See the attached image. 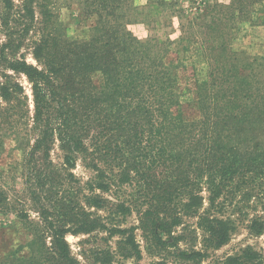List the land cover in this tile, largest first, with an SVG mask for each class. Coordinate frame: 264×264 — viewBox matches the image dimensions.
I'll return each instance as SVG.
<instances>
[{"label": "trees", "instance_id": "trees-1", "mask_svg": "<svg viewBox=\"0 0 264 264\" xmlns=\"http://www.w3.org/2000/svg\"><path fill=\"white\" fill-rule=\"evenodd\" d=\"M75 1L84 17H95L86 39L67 35L53 0H0V130L23 153L20 167L37 214L35 221L18 211L32 235L30 254L0 257V264H83L65 236L96 232L116 239L114 253L94 252V263L137 259L136 229L175 246L178 259L201 262L227 244L249 208L260 203L264 210V139H254L252 129L253 121L264 125V79L240 77L230 92L209 55L214 39L205 17L235 27L264 0L205 1L206 13L180 26L179 52L199 49L207 65L186 101L195 104L194 118L184 115L186 92L178 89L184 64L166 59L174 39L138 38L129 25L150 21L133 0ZM177 1L146 0L143 7L172 9ZM20 74L30 85L31 116L15 79ZM247 94L249 104L242 102ZM54 150L60 162L51 158ZM77 160L91 174L83 184L71 172ZM4 195L0 189L1 212L8 209ZM133 212L138 225L123 226ZM187 216L197 217L195 228L183 226ZM247 220L250 235L264 234V216ZM216 264H264V252L246 245Z\"/></svg>", "mask_w": 264, "mask_h": 264}, {"label": "rangeland", "instance_id": "rangeland-1", "mask_svg": "<svg viewBox=\"0 0 264 264\" xmlns=\"http://www.w3.org/2000/svg\"><path fill=\"white\" fill-rule=\"evenodd\" d=\"M19 3L20 0H14ZM56 4V11L60 21L66 29V33L73 39H86L89 36L91 27L95 24V17H84L75 0H53ZM228 3L229 0H178L174 8L143 7L146 0H133V6L139 7V10L148 15L150 24L145 26L142 22L129 25V29L138 37L145 38L148 35L158 41L174 39L175 44L166 59L181 60L184 67L179 68V91H185L186 94L181 98L183 102L184 115L187 118H194L197 115V109L194 102L187 103V99L193 96L195 90V81L205 78L207 75V65L202 61V55L198 51L191 49L180 51L178 49V38L181 35L180 26L187 25V18L195 15H203L207 9V4L203 2ZM199 6H201L199 8ZM254 11L251 12L244 20L236 23L235 27L227 25L214 26L212 16L206 15L208 23V34L211 41L209 55L213 61L217 62L219 68L223 69L225 76L229 79L228 88L233 92L234 86L239 83L240 77L251 79L253 83L256 79H264V1L255 4ZM180 10V11H179ZM0 37H3L0 33ZM194 47L197 46L194 44ZM198 48V47H197ZM24 52L26 60L34 63L31 55L26 50ZM202 57V58H201ZM15 79L20 82L28 97L29 114H32V96L30 85L24 75H15ZM93 80L99 83L100 75H93ZM237 82V84H236ZM264 92V90H263ZM242 102L249 104L248 99L253 97L248 94ZM1 105L5 102L1 100ZM20 106V105H19ZM241 111V109H240ZM22 109L19 107L15 110V116L11 119L18 120ZM254 139H264V125L260 126L256 121L252 122ZM7 131L2 127L0 130V189L4 191L7 198L6 211H0V257H27L31 250L28 246L31 240V232L26 230L22 225V220L18 217V211H24L29 220H37V214L29 200L25 178L22 174L20 161L22 151L16 148L13 136L6 134ZM51 158L55 162L61 161L60 153L56 150L51 152ZM74 176L83 184L91 174L83 167L80 160H77L76 166L71 170ZM112 195H116L113 192ZM202 195L206 197V191ZM113 197V196H112ZM204 205L206 202L204 201ZM246 209V208H245ZM256 211V212H255ZM254 213L264 216V210L260 203L254 209L247 210L246 220L237 221V230L232 235L227 244L216 250H210L208 256L201 262L182 261L176 257L175 246H166L153 242L140 230H135V239L140 248V257L137 259H123L115 256L109 264H216L217 261L236 252L238 249L250 245L253 248L264 252V234L261 236L250 235L246 229L248 218ZM236 219L238 214H231ZM239 219V218H238ZM197 222L196 216H187L183 218V226L195 228ZM138 218L133 212L123 226H137ZM180 227H178L179 231ZM66 241L70 244L72 255L83 264H100L94 263V252H113L115 249L114 241L116 238H109L103 232H96L91 235H72L65 236ZM48 241V240H47ZM156 245V246H155ZM187 244L180 242L179 247L185 248ZM197 243L195 248H199Z\"/></svg>", "mask_w": 264, "mask_h": 264}]
</instances>
